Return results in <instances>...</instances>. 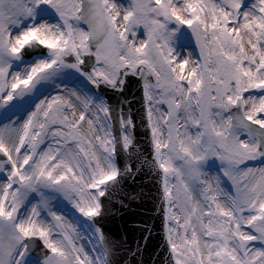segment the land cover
<instances>
[{"label":"snow or ice","instance_id":"obj_1","mask_svg":"<svg viewBox=\"0 0 264 264\" xmlns=\"http://www.w3.org/2000/svg\"><path fill=\"white\" fill-rule=\"evenodd\" d=\"M142 173L159 264H264V0H0V264H146Z\"/></svg>","mask_w":264,"mask_h":264},{"label":"water","instance_id":"obj_2","mask_svg":"<svg viewBox=\"0 0 264 264\" xmlns=\"http://www.w3.org/2000/svg\"><path fill=\"white\" fill-rule=\"evenodd\" d=\"M140 95L139 86L136 83H131L124 93V96L132 101L133 111L140 107ZM115 99L113 98V103H115ZM125 110H127V106H125ZM140 139L143 142V138ZM125 188L136 194L138 199L133 201L128 208H121L117 205L114 215L106 220V230L119 242L122 243L126 238L127 245L135 247L136 241L146 235L144 229L147 226L151 230V236L148 237V251L144 254L143 259L146 264H152L153 261L159 264L163 253L160 251L161 217L157 212L158 194L155 181L150 175L142 173L135 180H127Z\"/></svg>","mask_w":264,"mask_h":264}]
</instances>
